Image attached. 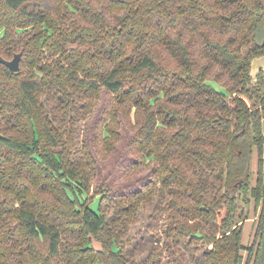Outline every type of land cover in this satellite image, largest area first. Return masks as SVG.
<instances>
[{"label":"trees","instance_id":"trees-1","mask_svg":"<svg viewBox=\"0 0 264 264\" xmlns=\"http://www.w3.org/2000/svg\"><path fill=\"white\" fill-rule=\"evenodd\" d=\"M15 47L32 64L47 50L57 58L17 85L0 62L1 115L15 110V128L0 130V147L10 152L0 161H13L0 178V264H160L170 248L177 255L181 239L212 246L194 255L198 264H264L260 254L253 259L255 245L247 261L243 255L244 223L232 229L244 216L240 198L264 225V69L251 73L264 56V0H0V58L15 56ZM49 75V85L89 107L111 95L98 122L106 154L122 118L133 132L134 164L153 161V180L119 195L136 203L152 186L159 219L171 210L165 226L150 224L164 245L149 246L144 261L131 260L124 238L141 204L109 218L105 203L118 197L103 184L89 198L92 173L60 150L39 98ZM161 181L168 190L156 188ZM183 260L185 253L173 262Z\"/></svg>","mask_w":264,"mask_h":264},{"label":"rangeland","instance_id":"rangeland-1","mask_svg":"<svg viewBox=\"0 0 264 264\" xmlns=\"http://www.w3.org/2000/svg\"><path fill=\"white\" fill-rule=\"evenodd\" d=\"M15 40H19L20 34L15 35ZM13 50H17L20 53L21 47H15ZM48 50L44 55H41V59L38 63H33L28 60L27 57L22 56L20 61V74L18 72H12L16 74L11 78H8L7 83L13 82L17 85L22 79L30 77L34 74L35 69L40 68L41 65H52L56 60V56H49ZM22 54V53H21ZM14 56H10L6 59L12 60ZM55 68V66H54ZM59 74V73H57ZM46 76L44 75L43 80ZM54 79L53 76L47 77L46 87L44 91L40 93V103L42 107V112L45 120L47 119L50 128L57 132L60 136L61 147L60 150L64 151L66 159L69 163L81 166L87 173H92L91 180L92 185L89 189V198L93 197L97 193L101 192V187L103 184L107 192L118 198L112 200L109 206L105 203V212L109 218L116 216V212H119L122 208L124 210H129L133 208L135 204H141L138 213L136 214L134 221L129 225V232L125 235V239L132 242L128 246L129 254L131 260L135 262H142L149 254V246L153 244L164 245V240L160 241L154 238V233L150 231V224L158 225V227L165 226L167 223L165 217L171 214L165 212L163 219H159L156 215L158 214L157 207L160 202V194L154 187H150V192L147 197L138 200L136 203H131L130 201H122L125 192H129L136 189H141L146 183L152 179L154 164L153 161L146 160L145 164L135 165L134 161L137 157L131 149L129 148V140L133 134L130 126L121 118V128H120V139L116 142L114 149L105 153L104 144L99 141V127L98 122L103 117L104 110L106 109L108 103L110 102L111 95L106 93L101 94L98 104L95 103L92 107H89V101L82 100L75 95V93L70 89L60 88L57 84L52 83L49 85L50 81ZM5 81V79L0 78V81ZM70 88H74L75 84L70 81H65ZM216 88L227 93L226 89L221 88L219 85L214 84ZM2 111V108H1ZM0 111V130L2 132H9L15 128V122L13 119V113L15 112L12 107H5L4 114L1 115ZM9 128V129H8ZM15 134V132H12ZM42 140L44 141V136L42 135ZM48 147H46L47 149ZM9 150L4 147H0V156L9 155ZM88 153H92L94 158L96 157L98 165H90ZM257 151L254 149L252 155V161L257 160ZM13 161L6 163L0 161V178L2 177L1 171H8L11 167ZM253 170V168H252ZM255 181V179H254ZM253 181V182H254ZM5 182V180H4ZM168 190L169 187L163 185V182H158L156 188H163ZM154 192L152 195L151 193ZM153 196V198H149ZM244 198V197H243ZM245 199V198H244ZM120 200L122 201L121 203ZM133 200V199H132ZM151 200V202H149ZM148 201V202H147ZM134 202V201H132ZM99 196L93 199L92 206L98 209ZM239 211L244 215L240 221L236 219L235 224L232 226L234 228L241 226L244 223V229L242 233V244L245 245L244 256L246 257L250 254L251 249L255 245L254 261L257 254L262 253V240H263V223H260V228H258V214L254 215L253 207L247 204L242 198L238 200ZM6 208V207H5ZM157 216V217H156ZM251 217L247 219L248 217ZM4 226H13L14 221H6L3 223ZM78 222L70 223L64 226L68 228L76 227ZM259 235L256 237V232ZM190 240L181 239L179 242L180 251L177 255H173L171 248L169 252L165 253V258L162 259L160 264H178L173 262V259L179 258L181 253H185L186 260L181 261L182 263H192L198 264V261L194 260V255L196 257H201L208 248L211 250L212 246L200 245L199 249H196L194 244L189 245ZM98 246V244H97ZM264 261V260H263ZM179 262V263H181ZM201 264V263H200ZM243 264H245L243 262Z\"/></svg>","mask_w":264,"mask_h":264},{"label":"water","instance_id":"water-1","mask_svg":"<svg viewBox=\"0 0 264 264\" xmlns=\"http://www.w3.org/2000/svg\"><path fill=\"white\" fill-rule=\"evenodd\" d=\"M22 54L17 53L12 60H7L4 58H0V62L5 64L12 72H19L20 71V61H21ZM264 69V56L255 57L252 61V75ZM261 258L264 260V239L262 244V253Z\"/></svg>","mask_w":264,"mask_h":264},{"label":"crops","instance_id":"crops-1","mask_svg":"<svg viewBox=\"0 0 264 264\" xmlns=\"http://www.w3.org/2000/svg\"><path fill=\"white\" fill-rule=\"evenodd\" d=\"M254 161H255V162L253 163V166H254L255 168H257V167H256V165H257V160L255 159Z\"/></svg>","mask_w":264,"mask_h":264}]
</instances>
